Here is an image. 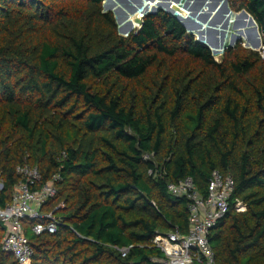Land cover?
<instances>
[{"label": "trees", "instance_id": "obj_1", "mask_svg": "<svg viewBox=\"0 0 264 264\" xmlns=\"http://www.w3.org/2000/svg\"><path fill=\"white\" fill-rule=\"evenodd\" d=\"M102 2L0 0V207L23 166L36 168L39 186L58 176L43 210L63 203L54 233L22 220L30 264H162L154 236L189 228V200L168 184L191 178L205 195L213 170L234 181L208 235L215 263L264 264L260 52L238 40L216 59L163 10L124 36ZM227 3L264 42V0ZM104 4L120 28L122 10L139 15ZM252 28L236 32L250 46ZM4 233L0 223V264H18L1 248Z\"/></svg>", "mask_w": 264, "mask_h": 264}, {"label": "built area", "instance_id": "obj_2", "mask_svg": "<svg viewBox=\"0 0 264 264\" xmlns=\"http://www.w3.org/2000/svg\"><path fill=\"white\" fill-rule=\"evenodd\" d=\"M261 47L258 51L264 60V43ZM17 172L24 180L16 185L11 201L0 207V223L5 226L1 248L11 253L18 264H30L33 251L24 234L22 220L35 221L30 228L34 234L54 233L59 221L54 210L63 207V203L55 206L54 210H43L45 202L56 192L54 180L58 176L39 186L40 175L36 168L18 167ZM167 187L171 194L185 196L189 200V228L186 234H181L176 228L154 236L153 244L164 254L161 263L216 264L208 235L229 208L234 188L232 177L213 170L205 195L198 192L191 178H185L178 184L170 183ZM235 209L243 211L245 206L241 202H235ZM125 251L126 249H122L123 255Z\"/></svg>", "mask_w": 264, "mask_h": 264}, {"label": "water", "instance_id": "obj_3", "mask_svg": "<svg viewBox=\"0 0 264 264\" xmlns=\"http://www.w3.org/2000/svg\"><path fill=\"white\" fill-rule=\"evenodd\" d=\"M120 1L126 3V5H125L126 7L129 6V9H130L131 13L141 11L140 14L137 15L133 19V22L137 25L135 27L133 25V22L131 20H128L129 15L125 11L122 10V16H123L122 19H123V21H126V22L123 25V28H120L119 26H117V30H118V32H121L122 35H124V36L128 35L132 31H134V32L138 31L140 29V27H141L142 20H143L144 16H146L147 14L155 13L158 10H163L164 12H166V13L172 15V16H174L173 13H174V11H176L178 14H176L174 17L182 24V26L185 28V30L187 32H189L190 34H192L195 37V39L198 42H200L201 44L207 46L211 50V53L212 54H214V53H220V52L222 53L225 48L230 47V46H233V43H234V40L235 39L236 40L237 39H242V37L239 36V35H232L230 37V41L226 45L224 43V39H225V35H226V30H223V29L224 28L227 29V24H225L224 27L223 26L221 27L223 29L219 28V29H215L214 30L213 28H211L209 26L203 27V25L199 21H197V20L194 19V17H198V15H202V14L201 13L198 14L199 11L197 9L194 10V11H190V9L193 8L192 7L193 3L191 1H189V0H187V1L186 0H183L182 1V4L183 5L181 7H179L176 4H174L172 6H170V4H169V5H167V8H165V7L163 8V7H161V6L158 5L156 7H152L151 10H149V11H146V10L143 11V9H141L142 3H141L140 0H136L137 2H139L138 3V5H139L138 8L135 7L132 4L130 5L128 0H120ZM176 1H177V3L180 2V0H176ZM104 3H105V0H103V2H102V8H103V10L104 11H111L113 13L114 18H115V21L117 23V17L115 15V13L110 8H105L104 7ZM203 3H204L203 0H196L195 3H194V5L197 4L198 6L202 7L203 6ZM111 5L114 6V4H111ZM188 6L191 7L188 10L189 13H185V15H184L185 17H182L181 16V9L188 8ZM222 8H223V10H224L225 13H231L230 8L228 7L227 0H223ZM119 10L120 9H118V10L116 9V12L119 11ZM235 13L237 15H236L235 21L233 22L234 23V26L241 25V22L238 21V20H240L239 18H243V17L244 18H248L251 23L255 24V22L252 19V17L246 11L241 10V11L235 12ZM206 15H207L206 17H209L210 14H206ZM204 21H206V19ZM210 22L212 23V20ZM207 29H208V32H207ZM191 30L194 31V32H192ZM252 31H255L258 34V40L257 41H254V45L255 46H250V47H247V48H250L252 50H257L258 51L259 49L262 48L261 47V44L263 45L264 42L261 40V37H260V34H259V31H258V28H257L256 24L251 29V32ZM205 32L207 34H205ZM215 33L217 35L220 34V36L219 37L218 36L211 37V34H215ZM204 36H206V38ZM204 39L206 40V42H207L208 45H206V44H204L202 42ZM247 46H249V45H247Z\"/></svg>", "mask_w": 264, "mask_h": 264}, {"label": "rangeland", "instance_id": "obj_4", "mask_svg": "<svg viewBox=\"0 0 264 264\" xmlns=\"http://www.w3.org/2000/svg\"><path fill=\"white\" fill-rule=\"evenodd\" d=\"M141 2H144V6L141 7V9H143V11H149L151 10L152 7H156V6H161V7H165L167 8V5L170 4V6L176 4L178 5L179 7H181L183 4H182V1L183 0H180L179 3H177L176 0H140ZM187 1V0H186ZM193 3L192 7L191 8L190 6H188V8H185V9H181V16L182 17H185V13H189V8L190 11H194V10H198V14H202V15H198V17H194L195 20L199 21L203 27H211L213 28L214 30L215 29H219L221 28L222 26L224 27L225 24H227V29H223V30H226V35H225V38H228V40L226 42H224L226 45L228 44V42L230 41V37L232 35H234L236 32H241L244 34V32H247L248 28H250V26L254 27L255 24L251 23L250 20L248 18H239L241 22V25L239 26H234V21H235V18H236V13H225L223 8H222V3H223V0H203L204 3H203V6L200 7L198 6L197 4L194 5L195 1L196 0H189ZM132 5H134L135 7H139L138 3L136 0H132ZM191 5V4H190ZM104 7L107 8L104 4ZM111 9V8H110ZM114 13L115 11L113 9H111ZM186 11V12H185ZM141 11H138V12H134L135 14L136 13H139L140 14ZM176 14H178L176 11H174L173 15L175 16ZM206 14H210L209 17H206L207 15ZM116 17H117V14L115 13ZM206 19V21H204ZM212 20V23L210 22ZM214 21V22H213ZM125 23H122L121 24V28H123V25ZM117 26L120 27V24L118 23V20H117V23H116ZM137 25H135L136 27ZM192 31V30H191ZM194 32V31H192ZM207 32H208V29H207ZM119 34L122 35V33L118 32ZM256 33V32H255ZM205 34H207L205 32ZM241 34V35H243ZM257 34V33H256ZM211 36H220L217 35L216 33L215 34H211ZM206 38V36H204ZM242 37V36H241ZM241 41V44L243 47H250V45L248 43H245L244 40L242 39H238ZM237 40V41H238ZM257 40H258V34H257ZM236 39L234 40V43L233 45L237 42ZM204 44L208 45L206 40L204 39L202 41ZM224 44V45H225ZM249 45V46H247ZM251 46H255V45H251ZM221 55V52L220 53H214L213 56L218 59L219 56Z\"/></svg>", "mask_w": 264, "mask_h": 264}, {"label": "crops", "instance_id": "obj_5", "mask_svg": "<svg viewBox=\"0 0 264 264\" xmlns=\"http://www.w3.org/2000/svg\"><path fill=\"white\" fill-rule=\"evenodd\" d=\"M231 13H232V11H231ZM234 13H235V12H234ZM235 27H236V26H235ZM120 33H121V32H120ZM123 34H124V33H123ZM235 34H236V33H235ZM235 34H234V35H235ZM236 35H238V34H236ZM242 39H243V38H242ZM242 39H241V40H242ZM237 40H238V39H237ZM237 40H236V41H237Z\"/></svg>", "mask_w": 264, "mask_h": 264}, {"label": "bare ground", "instance_id": "obj_6", "mask_svg": "<svg viewBox=\"0 0 264 264\" xmlns=\"http://www.w3.org/2000/svg\"><path fill=\"white\" fill-rule=\"evenodd\" d=\"M186 12V11H185Z\"/></svg>", "mask_w": 264, "mask_h": 264}]
</instances>
